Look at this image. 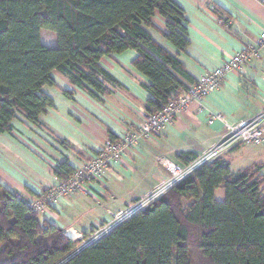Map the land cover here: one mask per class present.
<instances>
[{"label":"trees","instance_id":"trees-1","mask_svg":"<svg viewBox=\"0 0 264 264\" xmlns=\"http://www.w3.org/2000/svg\"><path fill=\"white\" fill-rule=\"evenodd\" d=\"M210 5L224 22L218 6ZM156 15L165 19L167 32L161 33L178 54L152 36ZM186 24L176 0H0V134L12 129L19 114L40 124L55 104L43 90L57 86L55 70L96 97L108 93V83L121 86L100 60L127 50L137 52L132 65L150 80L153 98L146 111L160 110L187 82L198 81L178 57L190 46ZM42 30L56 34V46L43 43ZM110 139L117 140L112 132ZM198 156L177 158L188 164ZM260 169L233 173L225 155L203 164L64 264H264ZM55 171L64 181L75 168L67 160ZM219 188L223 200L217 199ZM67 234L0 184V264H59L78 249L79 240Z\"/></svg>","mask_w":264,"mask_h":264},{"label":"crops","instance_id":"crops-1","mask_svg":"<svg viewBox=\"0 0 264 264\" xmlns=\"http://www.w3.org/2000/svg\"><path fill=\"white\" fill-rule=\"evenodd\" d=\"M176 1L185 10L190 39L189 48L178 57L195 81L237 52L256 46L264 29V3L260 0ZM210 3L221 10L224 22ZM153 22L158 28L149 29L154 39L172 54H178L161 33L167 32L165 19L156 15ZM42 41L56 46L57 36L53 43ZM136 56L135 50H127L100 60L101 67L121 83H108V93L100 97L74 85L68 76L55 70L57 86L43 88L55 104L41 116L40 124L19 114L12 129L0 134V184L30 200L59 184L55 170L61 162L68 160L77 168L94 158L111 140L110 132L121 140L127 132L137 131L144 122L147 101L153 96L147 89L150 80L132 65ZM64 90L72 91L73 97L66 96ZM263 99L261 50L241 70L230 73L219 90L200 102H192L159 135L140 138L105 180V191L101 185H93L95 191L104 194L100 200L75 193L43 216L67 232L89 233L97 222L107 219L109 210L125 209L170 177L167 168L158 163V157L180 162L177 156L181 153L200 155L222 138L225 122L237 123L256 115L264 107ZM217 114L223 119H211ZM227 160L233 173L261 167L260 174L264 176V146H241ZM216 196L223 200L224 189H217Z\"/></svg>","mask_w":264,"mask_h":264},{"label":"built area","instance_id":"built-area-1","mask_svg":"<svg viewBox=\"0 0 264 264\" xmlns=\"http://www.w3.org/2000/svg\"><path fill=\"white\" fill-rule=\"evenodd\" d=\"M260 1L264 3V0ZM212 8L214 9L213 5ZM261 50H264V29L259 34L256 46L237 52L229 61L204 74L196 83L189 85L179 95L163 105L160 110L152 113L143 111L144 122L137 131L127 132L121 140L108 141L94 158L75 168L74 174L68 179L60 181L56 186L30 199L29 202L33 209L40 214L48 213L53 207L66 203L67 199L75 193H81L93 199L104 195L102 192L95 191L93 185L99 184L104 187L105 180L111 175L113 168L122 162L128 150L137 146L140 138H152L159 135L192 102H200L212 92L219 90L222 82L230 73L241 70ZM100 78L103 80L102 76ZM214 118L223 119L220 114L211 117V119ZM238 146H264V107L251 118L237 123L225 122L222 138L188 164H179L165 156L158 157V162L167 168L171 176L125 209L117 212L109 210L112 219L102 223V226L96 225L97 230L93 229L94 234L86 238L85 245L97 242L108 235L134 213L164 196L169 189L191 175L201 165L215 162ZM66 235H68L67 231ZM79 236L81 239L84 238L83 235L79 234Z\"/></svg>","mask_w":264,"mask_h":264},{"label":"rangeland","instance_id":"rangeland-1","mask_svg":"<svg viewBox=\"0 0 264 264\" xmlns=\"http://www.w3.org/2000/svg\"><path fill=\"white\" fill-rule=\"evenodd\" d=\"M42 39H43L45 42H47V43H53V42L56 41V36H55V34H53L52 32H50V31H48V30H45L44 33H43V35H42ZM231 152H232V150L229 151L228 153H226L225 156L228 157L229 154H230ZM174 161H175V160H174ZM176 162H177V161H176ZM158 163H159V162H158ZM177 163L181 164L180 162H177ZM159 164H160V163H159ZM160 165H162V164H160ZM162 166H163V165H162ZM164 167H165V166H164ZM170 176H171V174H170ZM107 179H108V178H107ZM107 179H106V180H107ZM162 182H163V181H162ZM160 183H161V182H160ZM102 190L105 191V188L102 189ZM82 195H83V194H82ZM99 198H100V197H98V199H96V200H100ZM133 202H135V200H134ZM133 202H132V203H133ZM113 212H114V211H113ZM44 214H46V213H44ZM41 215H43V214H41ZM107 216H108L107 219H104V220H102L101 222H97L96 224L99 225V226H102V225H101L102 223H106V222H108L109 219H112V218L110 217L109 214H108ZM93 229H96V230H97V227H96V226H93L92 230H90L89 234H90L91 236H93V234H94ZM66 231H67V230H65V234H66ZM71 235H72V238H74V239L76 238L75 240H79L78 249L81 248L83 245L86 244L87 239H85V238H82V239H81V237L79 236L78 233L75 232V233H72Z\"/></svg>","mask_w":264,"mask_h":264},{"label":"water","instance_id":"water-1","mask_svg":"<svg viewBox=\"0 0 264 264\" xmlns=\"http://www.w3.org/2000/svg\"><path fill=\"white\" fill-rule=\"evenodd\" d=\"M88 245H83L81 248L77 249L75 252H73L71 255H69L65 260H63L61 263L59 264H64L65 262L69 261L70 259H72L75 255H77L79 252H81L83 249H85Z\"/></svg>","mask_w":264,"mask_h":264},{"label":"bare ground","instance_id":"bare-ground-1","mask_svg":"<svg viewBox=\"0 0 264 264\" xmlns=\"http://www.w3.org/2000/svg\"><path fill=\"white\" fill-rule=\"evenodd\" d=\"M70 235L73 233V232H68ZM75 233V232H74ZM72 236V235H71ZM87 242V241H86Z\"/></svg>","mask_w":264,"mask_h":264}]
</instances>
